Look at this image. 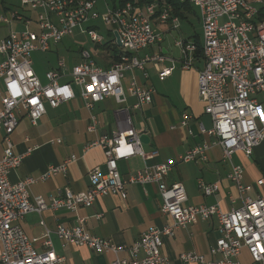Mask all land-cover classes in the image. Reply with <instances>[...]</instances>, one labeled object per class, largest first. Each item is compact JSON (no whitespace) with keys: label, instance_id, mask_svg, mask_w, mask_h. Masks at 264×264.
<instances>
[{"label":"built area","instance_id":"2783aa9c","mask_svg":"<svg viewBox=\"0 0 264 264\" xmlns=\"http://www.w3.org/2000/svg\"><path fill=\"white\" fill-rule=\"evenodd\" d=\"M197 7L202 26L200 55L203 66L197 70V94L204 105V112L210 116L211 126L205 130L216 137L223 157L230 160L233 152L241 151L249 156L253 148L264 140V112L256 99L257 93H264V0H179ZM26 8L24 14L11 10L0 15V23L19 22L22 28L12 30L0 39V129L5 134L0 150V264H66L52 247L50 234L45 226L39 238H29L19 221L29 212L41 214L46 209L64 208L75 211L79 207H90L100 196L116 194L125 198L131 184H157L162 198L161 211L171 222L161 228H149L131 245H117L110 240L88 233L84 218L77 225H57L53 233L63 243L84 244L95 253L110 252L114 255L112 264H170L162 253V237L173 236L177 228L197 223L215 215L219 222V237L208 249L218 260H205L203 255L192 251L180 254L183 263L238 264L234 258L245 247L252 260L264 264V176L253 183L243 182V169L233 164L228 178L234 183L241 205L223 210L219 204L187 205L186 195L179 183L170 187L162 179L168 174L175 160L168 159L151 168L145 167L123 179L118 171L120 159L138 155L146 157L135 129L126 118L128 127L115 132L111 139L102 135L88 145L103 150L105 168L93 167L87 172L89 187L85 191L72 192L65 189L57 196L45 200L42 196H31L29 186L36 181L24 177L10 183L8 173L18 167L22 156L14 154L9 133L18 123L17 112L23 111L30 124L35 125L45 113V106L52 108L59 104L80 98L87 108L107 96H113L124 104L127 95L134 96L132 108L139 109L151 101L152 89L143 88L132 76L126 87L123 80L127 72L144 71L151 63L160 80L170 75L172 67H162L164 56L160 53L139 56L138 52L162 40L161 33L154 30L152 20L179 26L177 16L171 14V5L151 0L140 7L136 0H110L100 13L97 0H20ZM100 19L111 32V46H118L114 31L120 41V58L109 68L99 67L91 60V52L82 49V61L71 67L70 80L60 82L65 74L66 63L58 58L55 68L46 72L42 83L33 69L34 51H47L52 44L72 35L76 29L94 42L103 44V37L95 26H86L90 21ZM175 46L180 50V67L192 66L198 46L194 41L177 39ZM134 75V74H133ZM126 89V90H125ZM123 113L128 108L123 107ZM190 115L184 112L181 125L185 126ZM88 130H94L95 119L91 117ZM206 146H197L179 157L187 162L204 153ZM154 152L148 156H152ZM74 156L66 158L59 166H49L40 177L47 179L58 172H65L67 163ZM203 194L209 196L218 190V183L198 181ZM253 193L251 196L250 194ZM233 201V199H232ZM100 217V215H97ZM45 225L43 221L40 222ZM41 240L44 247L37 251L35 242ZM141 258H137L138 253ZM125 253V256H121Z\"/></svg>","mask_w":264,"mask_h":264},{"label":"crops","instance_id":"0c3cea01","mask_svg":"<svg viewBox=\"0 0 264 264\" xmlns=\"http://www.w3.org/2000/svg\"><path fill=\"white\" fill-rule=\"evenodd\" d=\"M102 5L105 7L103 0ZM138 5L143 8L144 4ZM12 7L13 3L7 4L5 0H0V15L10 12L14 9ZM181 10L182 17L177 16L179 26L176 29L170 28L168 23L161 24L152 20V26L161 33L162 40L138 52L139 56L155 53L163 55L164 61L160 62V66L172 67L170 75L160 80L157 70L148 63L144 71L134 70V75L127 72L123 80L126 87L133 76L141 87L152 89L151 101L142 104L139 109L132 108L136 98L127 95L124 104H119L113 96H107L102 101L94 103L91 108H87L78 97L55 108L46 105L45 113L35 125L30 124L23 111L17 112L18 123L9 133V138L13 153L22 156V159L20 165L8 173L10 183H16L24 177L35 178L36 181L29 186V192L31 196H42L45 200L57 196L65 189L72 192L87 190L88 170L96 166L105 168L103 150L100 147L88 148V145L102 135L111 139L115 132L125 130L128 127L126 122L128 117L137 134L139 136L144 134L148 138L146 143L141 142V148L147 156L135 155L118 160V171L123 179H128L145 167L151 168L172 159L175 160L174 164L162 181L168 187L179 183L186 195L187 205L218 203L223 210L241 205L234 183L228 178L231 165L242 167L244 183H253L264 176V140L253 148L249 156L236 151L232 153L230 160H227L223 157L221 147L216 143V137L205 132L211 126V119L204 112V105L198 98L196 82L197 70L202 68L203 59L200 52L196 51L192 66L182 69L179 63L182 56L174 44L177 39L202 42L197 34L180 35L183 20L190 22L194 16L201 25L199 10L192 5H187V8ZM91 22L86 26L92 27ZM19 28H22V25L16 21L9 24L0 23V39ZM173 30H177L179 38L174 37L170 45L167 37ZM78 32L83 34L80 29ZM112 37L108 29V39L105 42H108L109 46ZM103 44H94L92 49L93 54H96L99 52L97 47L100 46V63L92 58L93 54L90 51L91 60L99 67L107 69L113 63L111 48L106 49ZM82 49L84 48L79 49V56ZM63 59L69 69L82 61L81 56L79 61L69 62L66 58ZM57 60L58 58L52 63L47 60L49 67L46 72L56 67ZM69 71L65 70V74L59 78L60 82L70 80ZM34 72L41 81L35 69ZM41 82H46V76ZM255 97L264 112V93H257ZM124 106L128 108V113L121 111ZM184 112H187L190 118L187 124L182 126L180 122ZM92 116L95 119L94 130L89 131ZM4 134V130L0 129V150ZM197 146H206L203 154L187 162L179 160L181 155ZM152 152L153 155L148 156ZM71 156H74V160L67 163L65 172H58L44 180L40 178L49 166H59ZM199 180L204 183L217 182L218 190L209 196L204 195L198 187ZM161 204L162 198L157 184L149 183L142 186L134 183L127 187L125 198L107 194L98 197L90 207H79L75 211L48 208L41 214L29 212L20 219L19 224L29 238L41 237L45 232V226L51 230L52 247L57 255L64 258L66 264H112L114 260L112 253L98 254L84 244L63 243L53 231L57 225H77L79 219L84 218L83 227L88 233L106 238L117 245H131L149 228H161L171 222V218L162 213ZM41 221L45 225L41 224ZM219 235V222L213 215L206 220L175 229L173 236H163L161 251L170 264H201L183 263L180 254L185 251L203 255L205 260H218L221 257L211 255L208 249ZM34 245L37 251L44 249L41 240ZM120 255L125 256V253ZM141 257L140 252L137 258ZM234 260L238 264H259L252 260L245 247L240 249Z\"/></svg>","mask_w":264,"mask_h":264},{"label":"rangeland","instance_id":"374dc122","mask_svg":"<svg viewBox=\"0 0 264 264\" xmlns=\"http://www.w3.org/2000/svg\"><path fill=\"white\" fill-rule=\"evenodd\" d=\"M6 3H10L14 5L13 10H17L20 13L25 12L24 7L21 6L20 0H5ZM97 9L100 13H102L105 8L102 5V0H97ZM91 25L95 26V31L103 37V42H105L108 34V27L103 25L100 19L92 21ZM21 29V28H19ZM188 34H197L202 39V29L199 21L196 17H192L191 21L188 22L186 20L181 21V29H180V35L187 36ZM177 37V30H173L171 32V35L167 37V40L169 44L171 45L173 42V38ZM84 48L86 50H89L92 52V49L94 48V42L91 41V39L87 36V34H79L78 29L74 31L72 35L64 37L59 43L52 44L50 49L47 51H34L32 54V60L34 63V69L39 75L41 81H44L45 72L49 65L47 64V60H49L51 63L56 60V58H66L69 62L70 60L73 61H79V49ZM120 48L119 46H117ZM99 52L100 46L97 47ZM176 50V49H174ZM93 54L92 58L100 63V53ZM79 59V60H78ZM66 71H69L70 69L66 67ZM135 118V117H134Z\"/></svg>","mask_w":264,"mask_h":264},{"label":"trees","instance_id":"16d2710c","mask_svg":"<svg viewBox=\"0 0 264 264\" xmlns=\"http://www.w3.org/2000/svg\"><path fill=\"white\" fill-rule=\"evenodd\" d=\"M151 0H136V3L143 5L144 3L150 2ZM159 5L161 4H169L171 5V14L173 16H178V17H182V13H181V9H185L187 8V5H189L187 2H181L179 0H158ZM198 46V52H200V48H201V43H199L198 41L195 42ZM103 47L108 49L111 48V57H112V61L116 62L119 60L120 58V48H118L116 45L114 46H109L108 42H105L103 44Z\"/></svg>","mask_w":264,"mask_h":264},{"label":"water","instance_id":"95a60500","mask_svg":"<svg viewBox=\"0 0 264 264\" xmlns=\"http://www.w3.org/2000/svg\"><path fill=\"white\" fill-rule=\"evenodd\" d=\"M113 34H114V37H115L116 44H117L118 46H120V41H119V37H118L117 32L114 31ZM139 139H140V141H141L142 143H146L148 138H147L146 135L141 134V135L139 136Z\"/></svg>","mask_w":264,"mask_h":264}]
</instances>
